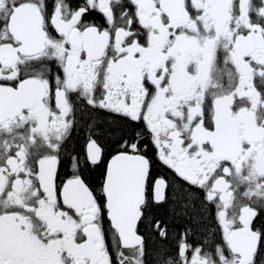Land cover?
<instances>
[{
  "label": "snow or ice",
  "instance_id": "1",
  "mask_svg": "<svg viewBox=\"0 0 264 264\" xmlns=\"http://www.w3.org/2000/svg\"><path fill=\"white\" fill-rule=\"evenodd\" d=\"M0 264H264V0H0Z\"/></svg>",
  "mask_w": 264,
  "mask_h": 264
}]
</instances>
